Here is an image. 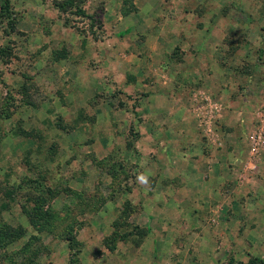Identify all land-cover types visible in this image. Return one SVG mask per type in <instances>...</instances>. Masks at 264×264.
<instances>
[{
    "label": "rangeland",
    "instance_id": "rangeland-1",
    "mask_svg": "<svg viewBox=\"0 0 264 264\" xmlns=\"http://www.w3.org/2000/svg\"><path fill=\"white\" fill-rule=\"evenodd\" d=\"M53 1L0 10V264H264V0Z\"/></svg>",
    "mask_w": 264,
    "mask_h": 264
},
{
    "label": "trees",
    "instance_id": "trees-1",
    "mask_svg": "<svg viewBox=\"0 0 264 264\" xmlns=\"http://www.w3.org/2000/svg\"><path fill=\"white\" fill-rule=\"evenodd\" d=\"M76 6L77 5V0H54L53 1V6L58 10V11H61V12H64V11H67V9L70 7V6ZM7 7V0H0V10L1 12L6 9ZM75 8V7H74ZM76 13H83L80 9H76ZM49 213V209H45V210H40L37 212V215L41 218V219H46L48 217V214ZM21 229V230H20ZM19 231H15V230H10V232H6V230H2L0 228V233H6V234H9V233H12L14 235V237H17L19 236L23 231L22 228H20ZM39 229L41 228H36V230L38 231ZM135 229H138V228H135ZM138 233H140V235L142 236L143 234H145V229H140L138 230ZM68 236V235H67ZM68 239V244L69 246L71 247L72 243L74 242V239L73 238H67Z\"/></svg>",
    "mask_w": 264,
    "mask_h": 264
},
{
    "label": "crops",
    "instance_id": "crops-1",
    "mask_svg": "<svg viewBox=\"0 0 264 264\" xmlns=\"http://www.w3.org/2000/svg\"><path fill=\"white\" fill-rule=\"evenodd\" d=\"M214 97H216V94L214 95ZM224 110V109H223ZM223 110H221L222 112V117H224V116H226L225 115V113L227 112V110H224V112H223ZM237 113V114H236ZM238 111H236L235 112V114L234 115H238ZM223 126V125H222ZM165 130H167V131H169V130H171V128H169V129H165ZM187 131H190V129H188ZM205 133H208L206 130H203ZM235 131V130H234ZM213 144H211V142L209 141V142H207L206 143V149L207 150H209L210 152L208 153V154H210V156L208 155V156H206V158H205V160H204V163L206 164V171H207V176H208V178H211L212 176L211 175H213V173L215 172V167H216V169H217V172L218 173H220V175H223V174H225L224 173V169H223V166H226L225 165V161L224 160H218L219 159V156H218V154H216L215 155V149H214V147L212 146ZM190 148V147H189ZM234 150V149H233ZM185 153H186V150H185ZM224 161V162H223ZM221 169V170H220ZM219 170V171H218ZM220 212H218V214H221L222 212H221V210H219ZM214 212L215 213H217L216 212V210H214Z\"/></svg>",
    "mask_w": 264,
    "mask_h": 264
},
{
    "label": "built area",
    "instance_id": "built-area-1",
    "mask_svg": "<svg viewBox=\"0 0 264 264\" xmlns=\"http://www.w3.org/2000/svg\"><path fill=\"white\" fill-rule=\"evenodd\" d=\"M257 136L259 137V134Z\"/></svg>",
    "mask_w": 264,
    "mask_h": 264
}]
</instances>
